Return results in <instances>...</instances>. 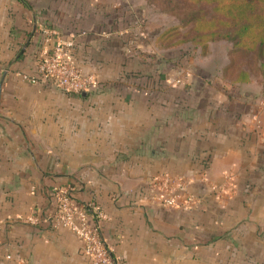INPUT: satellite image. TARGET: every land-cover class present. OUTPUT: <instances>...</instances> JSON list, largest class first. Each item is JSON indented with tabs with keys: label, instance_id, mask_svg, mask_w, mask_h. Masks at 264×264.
I'll list each match as a JSON object with an SVG mask.
<instances>
[{
	"label": "crops",
	"instance_id": "0c3cea01",
	"mask_svg": "<svg viewBox=\"0 0 264 264\" xmlns=\"http://www.w3.org/2000/svg\"><path fill=\"white\" fill-rule=\"evenodd\" d=\"M146 6L0 0V264H90L82 241L48 220L65 187L90 223L105 214L104 243L128 264H264L260 88L180 84L163 59L137 62L152 31L139 22ZM57 41L71 42L67 56L95 89L29 79ZM163 171L188 179L190 209L151 201Z\"/></svg>",
	"mask_w": 264,
	"mask_h": 264
},
{
	"label": "built area",
	"instance_id": "2783aa9c",
	"mask_svg": "<svg viewBox=\"0 0 264 264\" xmlns=\"http://www.w3.org/2000/svg\"><path fill=\"white\" fill-rule=\"evenodd\" d=\"M49 40L52 31H46ZM71 42H55L41 53L37 59L32 81H47L62 92L80 95L96 88L97 80L93 73L82 72L67 56ZM228 184V183H227ZM151 201L164 208L188 210L198 197L191 192L189 181L185 176L163 171L149 180ZM215 188V187H214ZM56 210L48 218L57 227L69 229L82 241V251L89 258L90 264H128L114 256L110 247L105 245L102 237L101 221L106 216L98 211L93 223L82 205L73 201L70 188L55 191ZM33 221L37 219L32 217Z\"/></svg>",
	"mask_w": 264,
	"mask_h": 264
},
{
	"label": "trees",
	"instance_id": "16d2710c",
	"mask_svg": "<svg viewBox=\"0 0 264 264\" xmlns=\"http://www.w3.org/2000/svg\"><path fill=\"white\" fill-rule=\"evenodd\" d=\"M178 20L155 37L162 50L186 42L199 44L206 51L208 41L231 42V53H252L255 65L239 69L234 77L228 71L236 66L234 59L224 68L230 83L251 82L254 71H264V0H145ZM182 29L184 32H181ZM231 54V55H232ZM232 69V70H233ZM88 212L86 206L82 205Z\"/></svg>",
	"mask_w": 264,
	"mask_h": 264
},
{
	"label": "rangeland",
	"instance_id": "374dc122",
	"mask_svg": "<svg viewBox=\"0 0 264 264\" xmlns=\"http://www.w3.org/2000/svg\"><path fill=\"white\" fill-rule=\"evenodd\" d=\"M145 4L147 6L138 15L140 18L139 22L142 23V27L149 26L152 31L149 32V38L146 40L147 46L140 53L139 58L136 59L137 62L141 59L144 61L143 64L153 66L156 60L163 59V65L166 69L174 66L179 70L178 77L175 80H178L180 84H187L190 81L202 83L216 80L227 81L228 79L223 76V70L231 59H234L233 64H235L236 68H231L228 71L227 76L229 78L234 77L239 69L246 68L248 64L257 67L252 53L232 54L231 42L225 39L208 41L205 52L201 45H195L191 42L173 46L166 50L159 49L155 45V38H153L152 34L177 24L178 20L171 15L162 13L158 7L147 4L146 1ZM184 30L186 29H182L181 32H184ZM157 51L159 52V57L156 55ZM254 72L252 83L249 87L254 88L258 85V88H260L259 93L264 97V71L256 69Z\"/></svg>",
	"mask_w": 264,
	"mask_h": 264
},
{
	"label": "water",
	"instance_id": "95a60500",
	"mask_svg": "<svg viewBox=\"0 0 264 264\" xmlns=\"http://www.w3.org/2000/svg\"><path fill=\"white\" fill-rule=\"evenodd\" d=\"M85 94H86V93H84V92L82 93V95H85Z\"/></svg>",
	"mask_w": 264,
	"mask_h": 264
}]
</instances>
